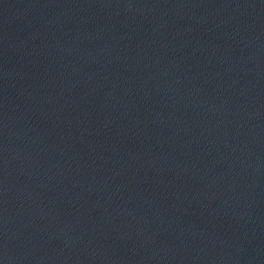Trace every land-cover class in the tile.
<instances>
[{
    "label": "water",
    "instance_id": "obj_1",
    "mask_svg": "<svg viewBox=\"0 0 264 264\" xmlns=\"http://www.w3.org/2000/svg\"><path fill=\"white\" fill-rule=\"evenodd\" d=\"M0 264H264V0H0Z\"/></svg>",
    "mask_w": 264,
    "mask_h": 264
}]
</instances>
